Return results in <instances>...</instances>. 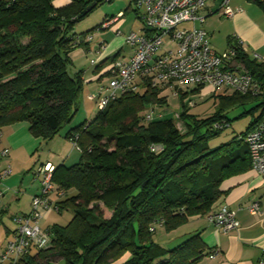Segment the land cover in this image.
<instances>
[{"label":"trees","instance_id":"trees-1","mask_svg":"<svg viewBox=\"0 0 264 264\" xmlns=\"http://www.w3.org/2000/svg\"><path fill=\"white\" fill-rule=\"evenodd\" d=\"M92 1L95 6L103 2L71 0L56 7L52 0H0V129L26 122L32 136L48 141L71 122L84 86L83 69L75 68L72 52L88 50L105 20L125 15L120 10L76 34L74 24ZM253 1L264 11V1ZM133 11L137 17L134 4ZM236 58L264 87V64L240 50ZM111 76L108 67L103 77ZM133 86L66 132L79 161L55 165L52 180L58 212L70 209L73 216L67 224L49 225L50 244L31 248L17 264H54V258L63 264H199L215 251L203 241L202 228L189 226L217 209L227 193L220 187L224 180L251 168L244 136L264 117V91L216 95L213 90L210 96L221 103L206 118L189 115L190 106L182 102L181 132L173 118L153 110L167 104L161 96L167 87L152 86L145 78L142 91ZM201 89L193 86L190 92ZM188 93L177 90L181 99ZM246 103L254 105L250 110L260 106V114L239 136L210 148L207 138L230 125L222 110ZM151 145L160 149L152 151ZM103 208L111 211L108 217ZM158 229L173 246L155 240Z\"/></svg>","mask_w":264,"mask_h":264},{"label":"built area","instance_id":"built-area-1","mask_svg":"<svg viewBox=\"0 0 264 264\" xmlns=\"http://www.w3.org/2000/svg\"><path fill=\"white\" fill-rule=\"evenodd\" d=\"M209 1L133 0L142 28L124 35V42L132 49V54L126 60L117 58L111 62L109 70L112 76L99 87L97 93L89 95L97 109H104L110 100L134 87L135 81L144 78L152 86L170 88L174 95H177L178 89L189 86L208 87L212 90L223 87L250 95L264 91V87L249 71L232 68L229 64L237 57L239 50L244 53L247 51L239 37L225 51L216 52L203 28L194 25L178 28L184 22L202 23L204 18L199 15V11ZM229 1L220 0L217 9L220 16L229 18L242 11L239 7L232 8ZM121 15L122 12H119L115 17L105 20L99 30L117 21ZM116 33L120 34V31L117 30ZM88 39L91 40L92 36ZM102 48L104 45L101 40L97 53ZM253 58L264 64V54L254 53ZM187 105L191 107L195 105V101L190 100ZM150 117L151 114L146 116L147 119ZM244 142L248 146L251 169L264 175V117L246 133ZM73 145L77 148L74 141ZM150 149L157 151L160 147L151 145ZM8 154L7 148L0 149V158H5ZM54 169L55 165L51 162L40 164L35 169L34 178L39 182V192L31 198L29 213L13 216L15 228L0 252V264H17L18 259L31 248H44L50 244V231L47 227L42 228L39 222L46 211L58 210L56 203L49 198L55 190L52 180ZM10 174L11 167L6 165L0 171V180L6 179ZM247 209L253 215L259 214V201H252ZM208 219L217 228L226 231L239 226L235 210L224 202L218 205ZM215 253L216 251L210 253L208 257H213ZM260 262L264 263V253Z\"/></svg>","mask_w":264,"mask_h":264},{"label":"crops","instance_id":"crops-1","mask_svg":"<svg viewBox=\"0 0 264 264\" xmlns=\"http://www.w3.org/2000/svg\"><path fill=\"white\" fill-rule=\"evenodd\" d=\"M215 1L210 0L199 11V15L204 18L202 23L206 21V17L217 12L218 8L215 7ZM69 2L70 0H52V4L56 7ZM235 8L237 7L235 6ZM218 16L220 17V15ZM227 19L230 32L228 45L233 44L235 38L239 37L243 43L251 42L258 49L259 54H264V19H260V24L257 25L243 11L237 12ZM119 20L110 26L118 23ZM108 28H105L107 30L102 29L103 31L101 30L102 32H98V34L94 33L87 50L96 54L94 60L98 61L97 65L102 64L98 68H96L97 65H92L91 61L86 68L83 66L76 67L74 64L77 69L83 68L84 86L82 93L85 92L88 99L91 93L97 92L99 87L107 81L105 80L107 77H103V75L108 69L111 59H106L118 54L117 58L126 60L132 54L130 47L128 49L124 48V35H115ZM138 29L140 27L136 30ZM100 40L105 41V46L99 54L97 53V47ZM246 53L250 58H253V55H249L247 51ZM229 64L232 68L247 70L243 62L236 57ZM204 89L206 87L202 88L201 91H204ZM70 128L65 129L64 132L60 130L57 135L48 141L32 136L26 122L14 123L0 129V149L7 148L9 150L7 157L0 158V171L6 165L11 167V174L6 179L0 180V252L3 250L5 243L11 238L15 228L12 220L13 216L20 213H29L31 211V198L39 192V182L34 178L35 165L46 162H51L54 165L65 164L72 157L75 150L78 152L73 143L65 138V134ZM64 143L73 150L69 149L67 155H58L56 161H51V157L54 155L51 151ZM38 144L40 146L44 144L43 150L38 155V162L35 163L36 161H34L30 166L31 158L35 155ZM45 153L48 156H45ZM25 170L30 171V183H24L27 180L25 174L22 176ZM220 187L227 193L222 196L219 204L225 202L231 209L235 210L239 226L226 231L217 228L209 221L207 216L200 217L204 220V224L198 226V228H202L201 237L209 248L215 249L216 253L213 257H204L199 264H264L260 262L261 255L264 253V175L258 174L250 168L224 180ZM49 198L52 202H56L59 199L57 191H53ZM254 200H258L260 203V213L253 215L248 211L247 206ZM43 215V218H49L50 211H46ZM49 225L51 224L46 223L45 227Z\"/></svg>","mask_w":264,"mask_h":264},{"label":"rangeland","instance_id":"rangeland-1","mask_svg":"<svg viewBox=\"0 0 264 264\" xmlns=\"http://www.w3.org/2000/svg\"><path fill=\"white\" fill-rule=\"evenodd\" d=\"M71 1V0H70ZM220 0L215 1V7L218 8ZM236 3V4H235ZM239 7L242 9L243 12H245L248 17L258 25L260 19H264V12L261 11V9L255 4L253 0H231L230 6L232 8ZM125 11V15L123 17H120V20L118 23L113 24L115 21H113L110 25H107L105 28H109L111 33L115 35H119L116 33V30H120V35H125L129 31L136 30L140 27L141 23L137 19L135 12L133 11V4L130 3V0H103L100 4L95 6L91 11H89L84 17H82L80 20L75 22L73 27V32L76 34H82L94 27H96L103 19L106 17H111L116 15L118 11ZM218 11L215 12L212 15H209L206 17V21L204 23H199L198 21L193 22H184L178 26V28H189L193 25L196 27L203 28L209 35V42L211 46L217 50V51H223L227 49L231 43L228 45V35L229 32V22L228 19L225 16H218ZM260 24V23H259ZM107 30V29H104ZM103 31V30H102ZM102 31H95V33L98 34V32ZM96 36V34H95ZM94 36V38H95ZM123 42H124V36H123ZM125 49H128V45L124 42ZM244 46L248 52L249 55H253L254 53L259 54L251 42L244 43ZM260 51V50H259ZM72 58L74 61V64L77 66H83L86 68V66L89 65L92 58L94 59L96 54L93 52L87 51L85 48H78L72 52ZM81 68V67H80ZM83 69V68H82ZM108 78H105L107 80ZM140 80L135 81L136 90L135 91H142V88L139 87ZM189 88V89H188ZM193 88V86L184 87V90H188V95L184 96L182 99L180 98V95H174L170 88H165L161 92V96L166 98L167 104L162 106H155L154 112L161 113L164 117L167 118H173L174 123L177 126V128L183 132L184 131V125L180 117V112L182 110V102L187 103L190 100L195 101V105L191 106L188 109L189 115H194L197 118H206L211 116L213 113L218 110V105L221 103L220 100L217 98H213L210 95L212 94L211 88L206 87L204 91L200 92H190V90ZM209 90V92H208ZM85 93V92H84ZM81 94V97L79 99V102L77 104V110L71 120L70 123L63 126L61 129L62 132H64L65 129L69 127L78 126L81 123H84L85 121L90 120L96 113L97 108L96 104L94 102L90 101L88 99V95L85 93ZM234 93V90L227 89L220 87L215 90V94H232ZM202 96V97H201ZM198 100V101H197ZM252 103H246V104H238L233 106H227L225 107L222 112L225 114V116L230 120V125H228L223 130L219 131L217 134L209 136L207 138V144L210 148L217 147L223 143L231 141L234 137L239 136L245 129L248 127V125L252 122L253 118L257 117L260 114L261 107L253 108ZM140 115H144L143 112L140 113ZM155 118L158 116L154 115ZM61 133V132H60ZM71 141V140H70ZM73 143V141H71ZM37 150L35 152V155L31 158L30 166L36 161L38 162L39 154L43 150L44 144H38ZM69 148L67 144H61L58 145L57 148L53 149V157H51V161H56V158L58 155H67ZM77 149V148H76ZM73 149H71L72 151ZM45 156L46 153L44 154ZM80 154L74 151L72 157L68 159L65 164L67 166L72 165L79 161ZM46 159V158H45ZM74 160V161H72ZM39 165H35V169ZM34 169V170H35ZM30 171L25 170L22 173V176L24 174L27 176V180L24 183H30L31 182V176ZM233 177V176H232ZM26 186V184H25ZM63 196V195H62ZM61 196V197H62ZM225 203V202H224ZM59 211V207L57 208ZM56 210L50 211L49 218H42L40 220V226L42 228H45V224H53L54 222L64 225L67 224L72 216L73 213L70 209L62 210L61 212H57ZM103 213L105 217H108L111 213L110 210L103 208ZM204 224L203 218L195 219L190 223V228L198 227L200 225ZM165 232L161 230H157L155 234V240L159 242L164 247H171L173 246V240L167 242L166 239H168L165 236ZM172 242V243H171ZM54 264H63V261L58 260L57 258H54Z\"/></svg>","mask_w":264,"mask_h":264},{"label":"water","instance_id":"water-1","mask_svg":"<svg viewBox=\"0 0 264 264\" xmlns=\"http://www.w3.org/2000/svg\"><path fill=\"white\" fill-rule=\"evenodd\" d=\"M96 5V1H92L89 5H87L86 9L83 11V14L89 12Z\"/></svg>","mask_w":264,"mask_h":264}]
</instances>
